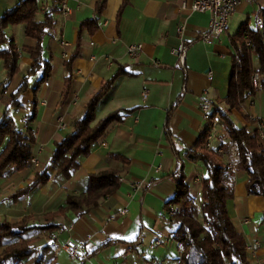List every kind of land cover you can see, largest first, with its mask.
I'll use <instances>...</instances> for the list:
<instances>
[{"label":"crops","instance_id":"obj_1","mask_svg":"<svg viewBox=\"0 0 264 264\" xmlns=\"http://www.w3.org/2000/svg\"><path fill=\"white\" fill-rule=\"evenodd\" d=\"M20 1L0 0V18ZM193 1L104 0L97 15L99 0H62L53 14L54 25L42 43V58L50 65V76L37 90L40 74L31 77L27 91L19 97L22 108L11 110L17 128L34 134L31 151L37 165L29 164L22 171L11 165L4 171L0 178V223L56 212L65 206L68 195L86 192L91 174H113L118 186L113 195L99 200L98 207L81 218L69 212L51 222H29L55 226L51 242L40 230L23 235L33 240L32 247L38 250L49 246L41 264H177L179 249L172 240L173 228L166 213L167 203L176 193L170 176L181 165L191 193L195 199L200 196V179L206 172L200 162L192 160L191 152L205 130L210 131L208 149L218 151L224 165H234L235 148L228 144L218 119L204 117L202 104L207 96L213 108L226 97L234 56L229 36L247 21L249 27L255 26L256 19L262 17L258 9H264V0L239 5L230 19L234 32L227 28L224 35L204 43L201 39L208 31L210 17L192 12ZM62 3L69 9L66 14ZM35 4V20L41 22L50 0H35ZM91 20L97 28L92 34L83 26ZM5 35L16 47L19 72L7 82L0 61V120L7 98L33 64L30 54L36 46L22 24L7 26ZM78 37L79 53L68 70L66 63ZM132 44L141 45L134 57L126 50ZM252 64L258 68L255 56ZM118 71L121 75L99 101L90 126L112 113L121 120L107 128L87 157L79 159V168L69 179L57 176L50 163L54 143L73 131L87 102ZM219 105L225 107L222 102ZM33 113V121H28ZM230 116L237 128L250 130L258 123L264 126L263 92L246 96L241 112L231 111ZM59 120L65 124L63 129ZM45 169L50 176L46 184L12 198ZM246 183L245 173L234 174L227 213L246 242L248 263L264 264V200L248 195ZM67 239L84 246L86 258L81 263L71 261L61 249Z\"/></svg>","mask_w":264,"mask_h":264},{"label":"trees","instance_id":"obj_2","mask_svg":"<svg viewBox=\"0 0 264 264\" xmlns=\"http://www.w3.org/2000/svg\"><path fill=\"white\" fill-rule=\"evenodd\" d=\"M62 0H50L48 10L43 20L37 22L35 0H22L0 18V61L5 70L6 81L13 79L19 72L18 55L13 43H8L5 29L9 25L25 26V35L36 41V46L30 54L33 62L22 78L18 88L7 98V109L0 120V178L9 166H15L22 171L29 165L32 157L31 146L34 134L30 129L25 132L17 128L12 118L11 110L21 109L19 97L28 89L29 79L37 74L40 77L35 90L48 80L50 65L42 58V43L48 31L53 27V14L58 12ZM125 3L120 7L117 18ZM104 7V0H99L95 6L98 15ZM264 23V14H262ZM92 34L96 31L93 20L86 21ZM81 31V30H80ZM234 50L231 60V74L228 83L227 95L219 104L213 105L210 119H218L228 144L235 148L236 160L232 167L220 162L216 150L208 149L210 131L205 130L198 137L191 152L192 160L200 162L205 168V176L200 179V205L195 208V197L186 183V176L180 165L179 169L170 176L176 186L174 197L167 203L176 208V212L167 221L172 225L171 237L179 249L177 264H249L246 258L247 245L243 236L238 233L228 216L226 202L232 199L233 177L236 172H243L247 176L246 193L262 197L264 200V150L260 146L257 127L248 130L237 128L231 119L230 112H241V104L246 96H254L257 91L253 86L252 76H259L261 91L264 94V28L258 30L249 27V22L241 25L235 35L229 36ZM249 42V46L246 43ZM80 47V38H77L76 47L71 54L66 68L71 70L73 61L77 58ZM255 56L258 68L252 64ZM121 75L118 71L111 79L101 84L84 107L82 117L76 121L73 131L59 143H54V151L50 159L56 175L69 179L71 174L79 168V159L89 155L91 147L103 136L107 128L121 119L117 113H112L101 119L94 127L95 110L99 101L109 91L114 80ZM70 78L65 82L63 94L66 95L70 86ZM185 92L183 89L182 94ZM34 113L28 121H33ZM167 138L168 132H166ZM172 146V144H171ZM221 147L224 148L223 145ZM173 153L177 155L173 147ZM50 180L45 169L37 174L31 183L23 190L13 195L19 197L31 193L39 185ZM117 179L113 174L98 173L88 176L86 192L79 195H68L65 206L54 213L25 217L16 223L3 221L0 223V264H41L49 248L41 250L32 247L33 240L23 237L28 232L43 231V237L51 242V234L55 230L52 224L46 226L29 225L33 220L53 221L56 217L66 213H73L81 218L98 207L99 200L107 198L117 190ZM167 211V208H166ZM264 215V211H263ZM199 216V218H198ZM4 240H9L4 243Z\"/></svg>","mask_w":264,"mask_h":264},{"label":"built area","instance_id":"obj_3","mask_svg":"<svg viewBox=\"0 0 264 264\" xmlns=\"http://www.w3.org/2000/svg\"><path fill=\"white\" fill-rule=\"evenodd\" d=\"M253 2L254 0H194L190 6V10L192 12L207 13L210 17L208 31L202 36L201 40L204 43H209L213 38H219L220 36L224 35L227 30L229 20L236 12L237 7L241 4H252ZM182 7L185 8V5L183 4ZM61 8L64 14L69 11V9L63 3ZM44 10L47 11L48 7H45ZM258 12L262 16V14H264V9L259 8ZM255 27L258 30H262L264 28L262 17L256 19ZM178 31L181 32L182 27H180ZM246 46H249V42L246 43ZM126 50L130 57H134L141 50V45L132 44L127 46ZM64 57H66V55H64ZM252 82L256 90L261 89L259 76L257 74H253ZM202 112L205 118H209L212 112V103L207 96H205L202 104ZM58 124L61 129L65 127V124L62 122V120H59ZM257 130L260 146L264 150V126L258 123ZM102 145L104 146V144ZM29 164L36 166V158L32 156L29 160ZM120 181H122V179H120ZM175 212L176 208L173 205H167V217H171ZM159 244V242L155 243L157 246ZM60 247L66 252L69 259L73 262L81 263L86 258L84 246L75 243L71 239L64 241Z\"/></svg>","mask_w":264,"mask_h":264},{"label":"rangeland","instance_id":"obj_4","mask_svg":"<svg viewBox=\"0 0 264 264\" xmlns=\"http://www.w3.org/2000/svg\"><path fill=\"white\" fill-rule=\"evenodd\" d=\"M230 27H231V25H230V20H229V23H228V27L227 28L229 29L230 32H234L233 31L234 29H232V28L230 29ZM251 28H254V26H252ZM191 177L193 178V174L191 175ZM199 205H200V196L199 197H196V199H195V208L196 209H199ZM198 218H199V216H198ZM26 239H28V238H26ZM0 251H1V248H0Z\"/></svg>","mask_w":264,"mask_h":264}]
</instances>
